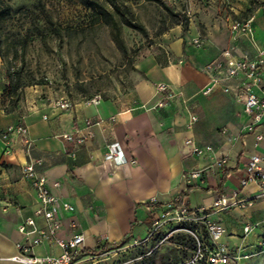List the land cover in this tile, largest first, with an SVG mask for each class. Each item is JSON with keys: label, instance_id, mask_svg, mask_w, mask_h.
<instances>
[{"label": "crops", "instance_id": "0c3cea01", "mask_svg": "<svg viewBox=\"0 0 264 264\" xmlns=\"http://www.w3.org/2000/svg\"><path fill=\"white\" fill-rule=\"evenodd\" d=\"M192 11L188 31L179 28L167 52L143 57L134 82L123 91L104 96L99 104L88 105L86 98L73 100L68 109L58 107L57 100H39L24 112L0 108V130L25 122L35 140L31 156L18 138L12 149L0 141V264H23L13 259L24 239L19 226L34 215L39 202L21 164L38 158L43 162L37 169L47 176L53 193L74 206L73 212H64L58 235L69 237L70 220L75 219V230L85 235L86 250L125 236H146L151 226L146 203L159 202L154 208L162 212L190 187L183 198L191 207L210 206L225 193L251 200L247 206L211 209L208 219L220 225L219 244L236 252L240 257L237 264H264V254L258 249L264 236V198L257 196L256 184L241 186L249 155H264V118L249 126L235 89L243 78L227 80L231 89L226 91L225 84H213L205 70L211 62L223 61L226 49L257 58V48L246 34L234 31L232 24L253 15L254 36L263 46L264 4L210 0L194 3ZM159 83L167 84L168 89L158 92ZM165 94H172L168 103L153 108ZM193 115L198 119L190 130ZM86 119L101 122L95 126V136L71 156L63 135ZM190 136L203 148L200 154L185 144ZM115 141L122 144L134 164L113 166L105 161V146ZM221 156L226 157V163L219 162ZM194 170H201V176L191 177ZM37 223L45 224L41 217ZM33 252L58 255L62 249L46 242L36 245Z\"/></svg>", "mask_w": 264, "mask_h": 264}, {"label": "rangeland", "instance_id": "374dc122", "mask_svg": "<svg viewBox=\"0 0 264 264\" xmlns=\"http://www.w3.org/2000/svg\"><path fill=\"white\" fill-rule=\"evenodd\" d=\"M208 1L120 0L129 17L145 31L122 24L121 35L115 36L108 23L92 24L90 9L80 0H0V6L5 3L12 8L0 32V108L24 112L39 100L66 97L78 101L123 91L134 82L139 61L167 52L177 30L183 31L182 18L190 21L192 5ZM56 28L62 33L56 34ZM10 74L20 78L19 88L11 85ZM190 229H198L210 243L204 223L191 227L172 221L145 242L129 238L106 250L110 252L98 262L181 264L196 249L197 239Z\"/></svg>", "mask_w": 264, "mask_h": 264}, {"label": "built area", "instance_id": "2783aa9c", "mask_svg": "<svg viewBox=\"0 0 264 264\" xmlns=\"http://www.w3.org/2000/svg\"><path fill=\"white\" fill-rule=\"evenodd\" d=\"M257 2L264 4V0H257ZM253 21V15L243 21L235 20L232 24V29L248 36L251 43L257 48V58L253 59L247 55L238 56L232 49H226L222 53L223 61H213L205 68L207 73L211 74L213 84H225L224 89L226 91L231 89L226 84L227 80L235 77L243 78L235 89L250 119L249 126L259 124L264 118V45L261 46L255 39ZM167 89L168 86L165 83L157 85L158 92H164ZM171 97L172 94H165L153 108L165 106ZM102 99L103 96L97 94L88 98L86 103L88 105L99 104ZM72 103L73 101L66 97H61L56 101V105L61 109L70 108ZM197 119L196 115L192 116L189 122L190 130H193ZM100 122V120L86 119L83 125L74 124L73 129L63 135L70 144L69 153L71 156H76L77 148L95 136V126L100 124ZM258 137L263 138V134H259ZM15 138L20 139L24 143L26 153L31 156L35 140L31 137L29 126L25 122L0 130V141L6 149H12V143ZM185 144L191 146L194 154H200L203 150L197 144L194 136L187 138ZM206 148L211 149L210 146ZM104 159L113 166L135 163L134 159L127 156L124 147L119 141L111 142L105 146ZM226 161L225 156H221L219 159L220 163H226ZM42 162L43 158H38L21 164L23 174L33 182L39 206L35 210L34 215L25 218L19 226L24 239L18 243L20 253L14 256L13 259L23 264H99L100 256L110 252L106 250L112 248H104L106 243L100 242L99 249H104L102 253L96 252V249L94 252L86 250L85 235L83 232L75 230L78 227V222L75 219L70 220L72 231L69 237H60L58 235L63 228L64 212H73L74 206L67 201L61 200L53 193L47 176L37 169V164ZM190 176L193 178L200 177L201 170L192 171ZM250 183L258 186L259 192L257 196L264 198V155L259 153L250 154L246 161V176L241 179V186L243 187ZM153 202L156 201L153 200ZM250 203L251 200L247 198H237L236 193H225L216 198L210 206L191 207L185 203L181 195H178L168 203L162 212H157L154 208L155 205L149 206L151 214L149 231L144 238L141 240L135 238L134 242H145L155 237L166 224L172 221L178 224L188 223L191 227H193V223L201 222L206 225L210 243L205 242L206 237L203 234H199L198 229H190V232L197 239L196 249L191 257L181 264H237L240 257L236 252L219 244L220 225L211 222L208 218L211 209L225 210L234 206H247ZM38 217L44 220V225H38ZM248 229L249 227H246L247 231ZM46 242L56 243L62 249V252L58 255H36L33 252L34 247ZM258 249L260 252H264V236L258 244Z\"/></svg>", "mask_w": 264, "mask_h": 264}, {"label": "trees", "instance_id": "16d2710c", "mask_svg": "<svg viewBox=\"0 0 264 264\" xmlns=\"http://www.w3.org/2000/svg\"><path fill=\"white\" fill-rule=\"evenodd\" d=\"M81 3L90 9L92 16V24L97 22H106L108 23L114 30L115 36H120L122 32V24H127L129 26L138 28L142 31H145V27L141 24L134 22L129 15L126 13V8H123L120 4V0H80ZM11 6L8 4H2L0 6V32L4 29V23L10 17ZM183 24V33H186L189 29L190 21L188 18H182ZM38 26L34 27L36 31ZM56 34H61L62 30L60 28L55 29ZM2 53V48L0 44V54ZM11 85L15 86V88H19L21 86L20 78H16L15 74H10L9 76ZM190 187H188L187 191L181 194L182 198L185 197L189 191ZM159 202L148 201L146 204L148 206L157 205ZM130 236H125L123 239L114 242V243H106L104 248H115L122 245L126 242ZM88 251H95V249H90Z\"/></svg>", "mask_w": 264, "mask_h": 264}]
</instances>
